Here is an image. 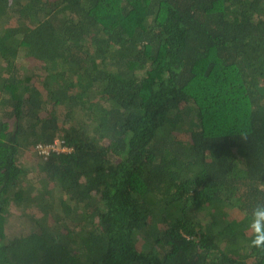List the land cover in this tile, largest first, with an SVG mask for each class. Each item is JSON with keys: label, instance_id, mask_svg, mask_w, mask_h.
<instances>
[{"label": "trees", "instance_id": "trees-1", "mask_svg": "<svg viewBox=\"0 0 264 264\" xmlns=\"http://www.w3.org/2000/svg\"><path fill=\"white\" fill-rule=\"evenodd\" d=\"M261 203L264 0H0V264H264Z\"/></svg>", "mask_w": 264, "mask_h": 264}, {"label": "clouds", "instance_id": "clouds-1", "mask_svg": "<svg viewBox=\"0 0 264 264\" xmlns=\"http://www.w3.org/2000/svg\"><path fill=\"white\" fill-rule=\"evenodd\" d=\"M252 247L264 250V203L254 206L247 222Z\"/></svg>", "mask_w": 264, "mask_h": 264}, {"label": "built area", "instance_id": "built-area-1", "mask_svg": "<svg viewBox=\"0 0 264 264\" xmlns=\"http://www.w3.org/2000/svg\"><path fill=\"white\" fill-rule=\"evenodd\" d=\"M51 150L54 151H67V148L65 146L62 145L61 141H56L54 144L51 145H45V144H39L36 147V151L41 154V153H45V154H49Z\"/></svg>", "mask_w": 264, "mask_h": 264}, {"label": "rangeland", "instance_id": "rangeland-1", "mask_svg": "<svg viewBox=\"0 0 264 264\" xmlns=\"http://www.w3.org/2000/svg\"><path fill=\"white\" fill-rule=\"evenodd\" d=\"M24 152H22V154H23Z\"/></svg>", "mask_w": 264, "mask_h": 264}]
</instances>
